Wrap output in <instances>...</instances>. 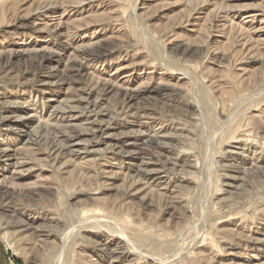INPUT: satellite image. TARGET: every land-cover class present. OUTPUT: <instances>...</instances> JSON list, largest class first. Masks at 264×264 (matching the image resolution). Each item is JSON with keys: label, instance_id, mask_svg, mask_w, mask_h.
Segmentation results:
<instances>
[{"label": "rangeland", "instance_id": "374dc122", "mask_svg": "<svg viewBox=\"0 0 264 264\" xmlns=\"http://www.w3.org/2000/svg\"><path fill=\"white\" fill-rule=\"evenodd\" d=\"M0 264H264V0H0Z\"/></svg>", "mask_w": 264, "mask_h": 264}, {"label": "bare ground", "instance_id": "6f19581e", "mask_svg": "<svg viewBox=\"0 0 264 264\" xmlns=\"http://www.w3.org/2000/svg\"><path fill=\"white\" fill-rule=\"evenodd\" d=\"M67 137H69V136H67ZM34 138V137H33ZM36 138V137H35ZM37 139V138H36ZM61 149V148H60Z\"/></svg>", "mask_w": 264, "mask_h": 264}]
</instances>
